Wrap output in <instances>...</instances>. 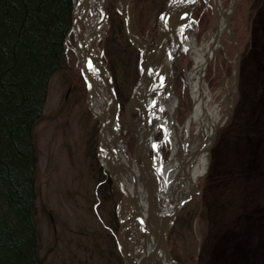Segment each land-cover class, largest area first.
Instances as JSON below:
<instances>
[{"label":"rangeland","instance_id":"1","mask_svg":"<svg viewBox=\"0 0 264 264\" xmlns=\"http://www.w3.org/2000/svg\"><path fill=\"white\" fill-rule=\"evenodd\" d=\"M163 1L133 0L131 5L133 29L150 45L156 43V15ZM205 1L209 9L202 19L198 22L195 12L202 11L201 2L185 27L186 39H193L197 45L215 29L213 1ZM231 1L236 0H221L222 6L226 8ZM105 8L107 24L100 29L104 36L99 37L91 53L102 51L118 90L121 140L133 165L138 116L135 107L130 106L128 116L122 105L136 79L130 67L135 50L124 31L121 0H105ZM99 15V9L90 8L84 28ZM230 26L242 48L236 99L227 114L231 107L228 91L235 76V50L228 35L223 34L218 52L206 66L203 82L210 95L208 106L227 116L208 149L207 169L197 182V192L178 210L168 233L170 252L180 264H264V0H241L231 14ZM67 42L65 64L50 78L43 114L34 130L38 150L36 225L42 263L125 264L115 245L113 216L122 221L133 208L111 179L109 189L99 186L100 125L87 104L73 33ZM179 46L172 41V90L180 124L192 106L185 71L192 68L194 60L189 47L184 43ZM180 135L181 139L186 136L184 131ZM162 137L159 129L155 138ZM199 138L194 134L192 145ZM159 146L166 162L170 141L163 137ZM126 245L127 252L135 255L140 238L129 234Z\"/></svg>","mask_w":264,"mask_h":264},{"label":"trees","instance_id":"2","mask_svg":"<svg viewBox=\"0 0 264 264\" xmlns=\"http://www.w3.org/2000/svg\"><path fill=\"white\" fill-rule=\"evenodd\" d=\"M73 5L74 0H0V264H43L36 225L34 130L50 78L66 61ZM206 6L202 2V11H195L198 22ZM134 50L130 67L136 78L139 55ZM97 175L99 186L109 189L111 180L101 166ZM113 220L116 233V215Z\"/></svg>","mask_w":264,"mask_h":264},{"label":"bare ground","instance_id":"3","mask_svg":"<svg viewBox=\"0 0 264 264\" xmlns=\"http://www.w3.org/2000/svg\"><path fill=\"white\" fill-rule=\"evenodd\" d=\"M74 5L73 23L70 32L73 33L76 45V52L82 68L85 87L86 100L89 109L97 117L100 128L98 131L97 156L99 162L112 175V181L124 188V196H127L133 206V212L125 217L121 222L120 241L125 248L127 264H134L136 259L148 256L156 235L157 222L159 218V208L155 195H159L157 188L158 181L154 177H147L138 170L137 163L130 164L124 152V143L120 136V125L117 118V101L110 89L111 76L106 65L100 58V53L92 55V47L99 41V37L104 36L101 27L106 24L104 18V0H76ZM218 26L223 29L225 23V13L233 5L223 8ZM100 11L90 27L84 28V20L90 8ZM216 28V26H215ZM224 34V33H223ZM223 36V35H222ZM214 34L197 45L193 39H185L183 42L190 48V54L194 64L190 70L185 71V78L190 88L192 96V106L183 122L179 124L173 116V109L176 106V94L169 92L162 97V105L166 111L162 114L161 122L152 128V134L163 129L170 140V154L167 161H164L162 151L159 162L164 173H168L169 178L178 179L179 182L172 184V198L175 202L183 199L196 189L197 182L205 173L208 163V148L211 143L212 134L222 125L225 114L217 112L216 108L208 106L210 95L204 86V82L198 81L200 68L206 60V56H213L221 46L222 40L213 43ZM98 43V42H97ZM100 81H98V79ZM196 123L195 128L193 124ZM139 129L141 126L139 125ZM216 129V130H215ZM186 136L181 139V132ZM216 133V132H215ZM200 138L192 145L190 138L193 135ZM153 135V136H154ZM135 139L140 141L141 132H137ZM203 143L202 152L190 156L191 150ZM190 148V151H187ZM143 153L152 158L150 147L145 144ZM109 177V176H108ZM110 178V177H109ZM181 179V180H180ZM136 213H135V212ZM138 224V226L135 224ZM129 234L140 238V247L135 255L127 252V237ZM162 260V255L159 256ZM151 264V262L149 263ZM156 264V262H155Z\"/></svg>","mask_w":264,"mask_h":264},{"label":"water","instance_id":"4","mask_svg":"<svg viewBox=\"0 0 264 264\" xmlns=\"http://www.w3.org/2000/svg\"><path fill=\"white\" fill-rule=\"evenodd\" d=\"M198 0H170L168 5L158 14L156 28H157V43L153 46V51H149L150 46L144 41L141 35L134 32L132 17H131V2L132 0H122V13L125 23V30L130 39V41L140 49L141 59H140V74L135 81L133 88L131 90L130 97L126 102V110L129 113L130 104H137V109L139 113L143 115V120L141 129L139 126L137 132L141 130V139L137 142L135 141L133 154L135 157V162L138 165L139 172L141 174H146L147 177L151 178L152 175L158 181V188L160 194L158 195V206H159V218L157 222L156 235L154 242L152 244L151 250L148 256L136 259L134 264H180L171 254L168 245L167 235L174 222L175 216L179 208L188 201L192 194H194L195 189L191 190V193L184 199L178 202H173L172 200V184L175 179L169 178L168 173H164L159 165L161 160V154L158 150V142L154 141L152 128L156 126L158 122H161V109H162V96L165 88L171 90L170 81L173 78V65H172V54L169 47V35H174V29L179 27L184 33V26L190 20L191 12ZM216 7V23L215 30L213 32L214 38L213 43L220 41L224 32H227L230 40L235 47V63H236V73L233 85L230 89L231 94V107L228 113L231 111L232 106L235 103V92L237 90V80L239 72V55L240 47L237 44L233 34L232 29L229 26L230 15L234 12L235 6L240 0H237L228 12L225 13V23L223 29L218 26V21L220 19V13L222 8L220 5V0H213ZM211 57L206 56V60L200 68L199 83L204 80V74L206 71V66L210 61ZM111 92L115 97V92L113 84H110ZM153 93L155 95H153ZM151 97V100L147 101V98ZM165 99V98H164ZM156 112V116L154 114ZM227 113V114H228ZM173 116L175 118V113L173 111ZM101 129V128H100ZM216 130V129H215ZM212 134L211 141L215 138V133ZM165 134V133H164ZM147 144L152 150L153 159L147 155V152H142L143 146ZM210 146V145H209ZM203 143L198 147H195L190 156L200 153L203 149ZM141 161L143 163L140 164ZM107 168V167H106ZM112 178L111 173L109 172ZM181 180V179H180ZM116 184V183H115ZM124 194L125 190L121 185L116 184ZM133 207V206H132ZM134 210V209H133ZM135 212V211H134ZM136 213V212H135ZM121 228V227H120ZM118 243L120 245L121 253L124 258L125 264H127V259L125 257V248L120 241V229L118 235ZM162 255V260L159 256Z\"/></svg>","mask_w":264,"mask_h":264}]
</instances>
